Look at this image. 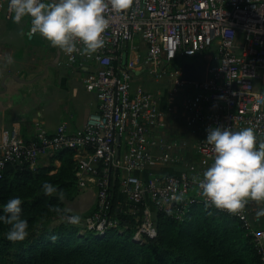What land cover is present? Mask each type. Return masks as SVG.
<instances>
[{
	"label": "built area",
	"instance_id": "obj_1",
	"mask_svg": "<svg viewBox=\"0 0 264 264\" xmlns=\"http://www.w3.org/2000/svg\"><path fill=\"white\" fill-rule=\"evenodd\" d=\"M1 13L13 20L8 0H0ZM105 15L110 23L102 48L91 57L64 53L67 66L84 71V87L96 94L98 111L74 133L65 123L55 134L37 124L30 139L17 128L0 129V179L11 163L36 170L43 159L74 151L79 184L95 191L98 205L86 228L102 236L118 227L108 212L119 175L121 194L134 215L141 213L134 239L156 238V210L205 204L193 176L211 163L213 149L205 141L210 126L252 127L257 146L264 141V0H133L127 10L109 8ZM35 35L29 27L28 39ZM202 54L207 56L204 78L172 73L179 56ZM168 75L169 98L145 83L158 84ZM139 79L144 83L137 86ZM177 120L188 130L180 142L170 137ZM167 165L180 166V172L153 171ZM214 208L243 224L264 263V219L257 215L264 202L249 201L236 214Z\"/></svg>",
	"mask_w": 264,
	"mask_h": 264
},
{
	"label": "trees",
	"instance_id": "obj_2",
	"mask_svg": "<svg viewBox=\"0 0 264 264\" xmlns=\"http://www.w3.org/2000/svg\"><path fill=\"white\" fill-rule=\"evenodd\" d=\"M173 137L180 142L188 138V132ZM47 161L36 170L11 163L0 179V205L9 197H21L22 215L29 222V235L16 242L6 238L9 226L0 222V264H264L243 224L206 204L156 210L158 236L135 240L140 225L136 216L141 213L134 215L131 202L122 200L119 175L112 184L108 212V218L118 221L117 228L101 236L86 228L88 217L68 223L66 217L74 215L70 212L73 202L86 190L79 184L75 152L63 150ZM44 181L63 190L64 198L45 195ZM97 211L96 200L90 216Z\"/></svg>",
	"mask_w": 264,
	"mask_h": 264
},
{
	"label": "clouds",
	"instance_id": "obj_3",
	"mask_svg": "<svg viewBox=\"0 0 264 264\" xmlns=\"http://www.w3.org/2000/svg\"><path fill=\"white\" fill-rule=\"evenodd\" d=\"M133 0H8L12 19L20 23L30 17V31L39 33L53 47L71 56L76 51L91 57L105 45L104 32L109 27L107 9L127 10ZM82 45L77 48V45ZM8 63L12 57H6ZM206 143L212 146L211 163L202 175L193 176L199 194L207 206L236 214L249 203L264 202V141L257 146L252 127L233 130L215 125L207 129ZM45 195L64 198L63 190L44 181ZM22 199L12 196L0 205V222L7 224L6 238L22 241L29 235V222L22 215ZM60 212V209H56ZM264 215V208L257 211ZM79 216L68 215V223H77Z\"/></svg>",
	"mask_w": 264,
	"mask_h": 264
},
{
	"label": "crops",
	"instance_id": "obj_4",
	"mask_svg": "<svg viewBox=\"0 0 264 264\" xmlns=\"http://www.w3.org/2000/svg\"><path fill=\"white\" fill-rule=\"evenodd\" d=\"M30 22V17L16 23L0 14V129L17 128L21 137L30 139L37 124L55 134L65 123L74 133L85 126L90 114L98 111L97 96L86 91L84 71L67 66L60 49L39 33L28 39ZM8 56L12 57L11 63L6 60ZM181 132L188 130L177 120L170 126V133L176 136ZM189 157L195 159L194 155ZM47 160L41 163L47 164ZM154 170L171 175L178 174L180 167L158 166ZM192 194L195 196V192ZM83 196L95 206L94 190L86 189Z\"/></svg>",
	"mask_w": 264,
	"mask_h": 264
},
{
	"label": "rangeland",
	"instance_id": "obj_5",
	"mask_svg": "<svg viewBox=\"0 0 264 264\" xmlns=\"http://www.w3.org/2000/svg\"><path fill=\"white\" fill-rule=\"evenodd\" d=\"M13 21V20H10ZM207 65V56L205 54L196 55L194 57H178L173 64L172 73L173 74H182L184 77L191 80L200 79L205 76V68ZM171 76L168 75L165 79L157 84L156 81L146 80L145 83L149 89L160 90L163 94L166 93V97H170V88ZM144 80L139 79L136 82V85H142ZM157 84V85H156ZM146 87V88H147ZM155 171V170H154ZM86 190L81 191V194L73 202L70 212L74 215L79 216V221L83 220L85 217H89L94 209V205L91 204L88 200L83 199V194ZM123 200V199H122ZM124 201V200H123ZM137 221L141 220L140 216H136ZM81 223V222H80ZM83 228V227H82ZM108 231H106L107 233ZM81 234H86L84 229H81Z\"/></svg>",
	"mask_w": 264,
	"mask_h": 264
},
{
	"label": "water",
	"instance_id": "obj_6",
	"mask_svg": "<svg viewBox=\"0 0 264 264\" xmlns=\"http://www.w3.org/2000/svg\"><path fill=\"white\" fill-rule=\"evenodd\" d=\"M119 157V149L117 148V156H116V160H118Z\"/></svg>",
	"mask_w": 264,
	"mask_h": 264
}]
</instances>
